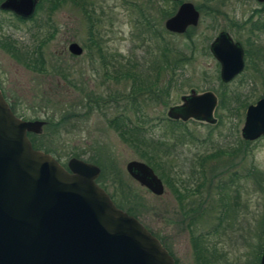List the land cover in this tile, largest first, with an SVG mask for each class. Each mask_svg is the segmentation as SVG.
<instances>
[{
  "label": "rangeland",
  "instance_id": "1",
  "mask_svg": "<svg viewBox=\"0 0 264 264\" xmlns=\"http://www.w3.org/2000/svg\"><path fill=\"white\" fill-rule=\"evenodd\" d=\"M87 1L92 4L91 23L68 3L54 10L43 1L34 18L24 23L0 12V36L9 37L19 48L29 49L37 38L52 34L41 47L43 73L27 69L0 48L3 96L22 120L44 122L40 133L33 134L38 136L34 140L36 145L49 149L46 154H53L62 167L75 156L86 163L92 159L93 163H88L99 169L97 178L101 176L103 191L130 209L134 218L158 238L175 264H196L192 242L197 239L214 254V264H256L264 244V138L247 143L240 138L245 108L238 117L229 118L222 112L220 122L214 110L215 125L188 121L184 126H172L165 122L167 109L178 105L181 96L190 91H211L217 96L223 89L213 75V60L205 49H198L172 77L162 101L165 105H152L139 98L136 103L141 117L135 115L130 105L121 102L130 80L119 78L120 70L153 78L164 69V46L183 50L182 39L163 32L161 0ZM229 2L228 8L234 10L230 20H241L252 7H243L236 0ZM166 6L170 8H163ZM261 18L264 21V11ZM219 26L227 29V23L220 22ZM195 31L209 39L214 33L201 23ZM259 34V44L264 47V32ZM232 35L241 37L236 32ZM72 42L80 47V55L68 53L67 46ZM167 57L172 60L174 55L170 52ZM255 57L251 55L247 69L226 90H238L241 98L247 91H254V97L264 96V62L258 59V63ZM113 68L118 69L116 80L110 78ZM89 92L109 95L118 102L100 104L102 116L96 108L83 107ZM233 102L231 105H236ZM123 109L155 137H165L173 145L170 176L175 173L187 188V193L180 189L181 203L161 180L163 193L154 196L126 174L127 162L142 161L106 122ZM46 117L54 124L47 132ZM117 177L123 187L118 186Z\"/></svg>",
  "mask_w": 264,
  "mask_h": 264
},
{
  "label": "water",
  "instance_id": "2",
  "mask_svg": "<svg viewBox=\"0 0 264 264\" xmlns=\"http://www.w3.org/2000/svg\"><path fill=\"white\" fill-rule=\"evenodd\" d=\"M264 2V0H257ZM37 0H3L0 10L16 17L32 16ZM196 23V13L182 5L164 26L181 33ZM67 51L78 56L80 47ZM227 83L242 70L236 43L219 34L210 45ZM166 117L213 125L217 100L210 91H190ZM44 122L25 121L9 109L0 92V264H174L172 257L134 217L115 207L96 183L99 169L75 158L62 167L53 157L33 149L27 134H39ZM240 138L264 137V98L245 108ZM126 174L150 194L163 185L144 163L129 161ZM264 264V247L259 259Z\"/></svg>",
  "mask_w": 264,
  "mask_h": 264
},
{
  "label": "trees",
  "instance_id": "3",
  "mask_svg": "<svg viewBox=\"0 0 264 264\" xmlns=\"http://www.w3.org/2000/svg\"><path fill=\"white\" fill-rule=\"evenodd\" d=\"M2 1L3 0H0V2ZM43 1H46L47 4L50 3L51 8L54 10L57 9L60 5H63L65 3L71 4L74 8H76L81 14H83L86 17L89 23H91L90 14L93 12V10L91 9L92 4H89L87 0H37L34 13L32 14L31 17L27 19L16 17L13 14L6 12V11L0 10V12L8 13L17 22L24 23L26 21H31L34 18L37 10L41 7V3ZM89 27H90V24H89ZM51 36L52 34H49L43 38H37L36 42L34 41L33 46H31L29 49L19 48L16 46V44L13 41L9 39V37H5L6 39H3L4 37L2 38L0 36L1 37L0 38V48L4 49L6 52L12 55L16 61H19L20 63H22L27 69H30L33 72L43 73L44 68L42 65L43 63L41 61L42 55L40 53L41 47L44 43H46L51 38ZM163 50L164 51L162 54L163 56V62H162L163 67L162 68H164L165 70V75L162 76L163 81L160 83L161 86L159 87L160 88L159 91L157 88L158 86H156L155 82L153 80L151 81L149 77H146L148 80L145 81L142 79L141 76L139 77L138 74L136 73L132 74V73H129V71H125V70L124 71L120 70L118 74L119 78L129 77L131 78V80H133L131 81V87L129 88L128 92L124 94V96H122L121 102H124L123 103L124 106H126L127 104L130 105V110H133V113L135 115L137 113L139 115L141 114L140 106L136 103L137 98L139 97L140 94L146 95V100L154 98L155 95L158 96V94H161V95L163 94V96L166 98L167 91L170 88L169 86L171 85L172 77L175 75V72L178 69H182L183 67H185L186 64H188V62L192 59V50H191V46L188 43H185L184 50H183L184 52H181V53H179L175 47L171 48L169 44L166 45V47ZM170 52H172V54L174 55V58L172 60H169L167 57V55L170 54ZM260 60L264 62V55H262ZM215 78L217 79V76H215ZM219 86L223 89L218 91L217 96H216L217 105L215 108V113L217 117V122H220V119H221L220 114L222 112L227 113L229 118L238 117L241 114V111L246 107V104L248 102H244V98H241L239 96L238 90L233 89V88L226 90L228 86L222 85L220 83H219ZM155 89L156 91H154ZM3 98L8 104L10 111L16 117L21 118V116L15 112L14 105L10 104L4 96ZM232 102L235 103L236 105L234 106L231 105ZM100 104L105 105V106H111V104L115 105L116 103H113V98L110 97L109 95L102 96L97 93L89 92L88 95L86 94L85 96L83 107L89 108V109L91 107L96 108V110L99 111V114H102L103 116L104 114L99 109ZM162 104L165 105L164 102H162ZM106 122H107V126L111 128L113 131H115L120 141L124 143L126 146H128L131 150H133L135 152L136 157L142 162H144L154 172V174L157 175V177L162 181V183L165 186L168 185L170 188H172V191L175 196V200L177 202L180 201L181 203V200H180L181 196L179 194L180 189H183L186 192L187 188L186 189L183 188L182 181L179 180V178L177 177L175 173L172 176H170L171 172H170L169 162H172V159L174 158L170 150L172 149L171 147H173V145L171 144L169 145L168 140L165 137H162V136L155 137L152 134V132L146 129L143 126V123L140 122L139 120L137 119L136 121L132 120L127 115L126 109H123L121 112L115 114L112 118L107 119ZM165 122H167L168 124L172 126H177V125L184 126V123H185V122L182 123L180 121L179 122L171 121V120H168L167 118L165 119ZM49 125H54L53 119L46 117L44 131L47 132L48 130L47 128ZM213 125H215V123ZM43 135L45 134L43 133ZM37 137L33 134H27V139L29 140L31 147L36 150H41L44 153H50L49 149H45V148L40 147L39 145H36V142L34 139ZM52 155L53 154H51V156ZM74 158L79 159V157H76V156ZM54 159L57 161L56 158ZM88 162L93 163L92 159L88 160ZM98 167L100 168V171H102V168L99 165ZM249 174L252 175L253 178H255V174H253L252 172H249ZM100 179H101V176L96 178L95 183L101 189H104V185L103 183H101ZM116 179L119 183L118 186L123 187L124 186L122 183L123 181L119 177H117ZM188 179H191V177H188ZM189 182H186L185 186H187ZM108 196L116 208L124 211L126 214L132 217H135L129 208H123V205H121V203H117L113 195L109 194ZM154 237L158 240L156 236ZM162 247L166 250V248L163 245ZM192 249H193L194 260L196 264H213L211 262V257H213L212 255L213 253L210 254L208 250L206 249V247L204 246V244H202L201 242L199 243V239H197L195 242H192ZM167 253L170 255L168 251Z\"/></svg>",
  "mask_w": 264,
  "mask_h": 264
},
{
  "label": "flooded vegetation",
  "instance_id": "4",
  "mask_svg": "<svg viewBox=\"0 0 264 264\" xmlns=\"http://www.w3.org/2000/svg\"><path fill=\"white\" fill-rule=\"evenodd\" d=\"M161 1L164 4V6L168 5L170 7L168 9L167 6L165 8H163L164 7L163 6L159 9L160 18L162 19L161 23H162L163 32L166 35H169L171 37L174 36V37L181 38L182 39L181 44L183 46L185 45V43H188L191 46L192 56H194V52L196 50L199 49L202 51L205 49L207 56L211 58L214 62L216 70H214L213 75L217 76L218 82L220 84L228 86L235 78L239 77L247 69V65L249 63L251 55L253 57L256 56L255 58L257 59V62H258V59H261L262 55H264V47L261 45V43L259 44V37L261 35L259 34V31L260 33H261V30L264 32V26H263L264 21L261 18L262 12L264 11V2H259L257 0H236L239 3V5H242L243 7H246V6L247 7L252 6V7L249 8V10L247 11V15H245L244 18H241V20L240 19L230 20V17L234 16V13H233L234 10L233 9L231 10L228 8L229 5L231 4L229 0H198V2H193V0H161ZM184 4L190 5L192 10L196 13V23L194 25H191V24L187 25L181 33L168 32L164 26L165 22L169 18H171L178 11V9ZM220 22L227 23V29L223 27L221 28L219 26ZM199 23L205 24V28L208 29V31L211 30L214 32L210 39L209 37L204 38L205 36L204 34L198 36L194 33L196 32L195 30L198 28ZM233 32L238 33L239 37L241 36L240 39L234 38L232 35L234 34ZM219 34L227 35L232 43L238 44L241 50V53H242V57H241L242 70L227 83L221 82L219 78V71H220L219 65L214 59L210 51V45L218 37ZM160 38H162L161 35H160ZM201 42H203V45L200 44ZM165 47L166 45L164 46V48ZM183 50H178L177 48V51L179 53L184 52ZM101 63H104L103 59H101ZM117 72H118V69L113 68L112 70L113 75L110 78L111 79L115 78L116 80V77L114 76L118 74ZM129 73L135 74L136 72L135 73L129 72ZM157 73L158 74H156L155 77L153 78L149 77V79L155 82V85L158 86L157 88L159 91L160 89L159 87L161 86L160 83L163 81L162 76L165 75V70L164 69L158 70ZM146 77H148V75H145L144 77H142V79L145 81L148 80ZM129 80H130V83L128 84V89L131 87V81H133L131 80V78H129ZM250 86L253 89H255L254 85H250ZM154 91H156V89ZM122 96H124V94ZM214 96L216 97L215 94ZM254 96H255L254 91H251V92L247 91L243 93L242 98H244V102H248L246 104V107L254 104L257 100L264 98V96H260V97H254ZM139 98L142 100H146V95L140 94L137 99ZM163 98H164L163 94L162 95L158 94V96L155 95L154 98L148 99L147 101L153 105L158 102L161 103L163 101ZM216 100H217V97H216ZM117 102H118V99L116 100V98L115 99L113 98V103H117ZM189 121H192V120H189ZM260 138H264V137H259L256 140ZM250 142H253V141H250ZM263 247H264V244L261 246L260 256L262 254ZM212 255L214 257V254ZM260 256L257 259L258 264H259ZM213 257H211V262L214 259Z\"/></svg>",
  "mask_w": 264,
  "mask_h": 264
}]
</instances>
